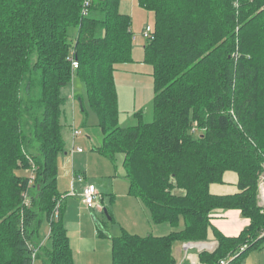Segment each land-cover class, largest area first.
I'll return each mask as SVG.
<instances>
[{
  "label": "trees",
  "instance_id": "16d2710c",
  "mask_svg": "<svg viewBox=\"0 0 264 264\" xmlns=\"http://www.w3.org/2000/svg\"><path fill=\"white\" fill-rule=\"evenodd\" d=\"M118 3L0 0V264H74L57 186L61 92L73 77L98 119L102 141L92 151L121 157L128 195L143 201L154 224L175 229L108 238L111 264H176L174 243L209 238L217 246L199 253V264H242L264 244V0H138L153 14V39L143 48L152 120L137 113L126 128L114 74L133 61V34ZM227 172L236 192L212 194ZM217 210H237L249 224L226 237L210 223ZM44 219L49 234L41 239ZM97 236L104 237L98 227Z\"/></svg>",
  "mask_w": 264,
  "mask_h": 264
},
{
  "label": "rangeland",
  "instance_id": "374dc122",
  "mask_svg": "<svg viewBox=\"0 0 264 264\" xmlns=\"http://www.w3.org/2000/svg\"><path fill=\"white\" fill-rule=\"evenodd\" d=\"M118 12L130 17V30L133 34V61L118 65L114 74L118 124L121 128H126L137 123L135 117L137 113L142 114L143 122L152 120L154 97L152 67L144 63L143 48L146 41L142 37V32L146 25L153 26V14L140 8L138 0H119ZM61 93L66 100L60 119L65 151L57 159L58 173L61 169L62 174L70 173L73 169L84 178L83 170L89 169V178L97 179L93 181L96 182L94 184L96 191L100 192L105 199L104 203L100 204L96 196L95 204L99 203L100 208L107 212L105 215L104 211L98 212L88 208L87 210L80 203H73L75 199L68 197L70 193L68 188L67 192L60 193L64 196L61 201L64 206L62 224L69 237L73 260L74 258L82 260V264H111V245L108 238L119 237L124 232L140 237L165 236L172 229L170 230V226L166 223L154 224L143 201L128 195L129 186L124 177L121 157L118 156L113 161L92 151L101 145L102 135L97 126L98 119L87 105L83 83L73 77ZM79 99L83 100L84 113ZM73 130L81 133L74 142ZM77 148H80L83 153L77 154ZM223 178L227 181L222 186V190L226 191L224 195L235 193V173L227 172ZM89 181L87 184L92 183ZM111 197L115 199L111 201L109 199ZM97 227L100 228L104 237H96ZM48 234L49 225L44 219L39 229V237L45 239ZM177 247L180 248L181 245L174 243L173 248ZM191 251L197 252L196 249ZM33 264H43V261L37 258ZM242 264H264V244L249 252Z\"/></svg>",
  "mask_w": 264,
  "mask_h": 264
},
{
  "label": "crops",
  "instance_id": "0c3cea01",
  "mask_svg": "<svg viewBox=\"0 0 264 264\" xmlns=\"http://www.w3.org/2000/svg\"><path fill=\"white\" fill-rule=\"evenodd\" d=\"M148 26V25H146ZM145 26V27H146ZM74 139L76 138H73V142H74ZM83 152L81 153H77V154H82ZM60 161V159H59ZM73 168V166H72ZM88 172H89V169H84L83 170V175H84V184H87L88 181H92V183H90V185L93 184V186L95 187V183L96 182H93L95 180H97L96 178H89L88 176ZM71 173H76L73 171L72 169V172H67L66 174H62V169L60 170V172L58 173V176H57V186H58V190L59 192H67L68 188L69 190L71 189ZM78 174V173H77ZM93 179V180H92ZM89 181V182H90ZM226 180H224V184H226ZM81 185H76L75 187V195L74 196H68L70 199H75L73 201V203H80L81 206L85 207L86 206L83 204V201L80 197V189H81ZM222 186L223 185H212L210 187V192L214 195H224V193L226 191H223L222 189ZM96 189V188H95ZM69 194V193H68ZM100 192L98 193V199L100 201V204L104 203V197L100 194ZM231 194V193H229ZM111 199V201H113L115 198L114 197H111L109 198ZM66 206V204H65ZM88 210V209H87ZM90 210H93V211H98V212H101V211H104L100 208V205L99 203H96L95 204V208L94 209H90ZM210 223L212 224V226L219 232L221 233L222 235L226 236V237H236L239 235V233L246 227L248 226L249 224V221L245 218H243L241 215H240V212L237 211V210H227V211H222V210H217V211H214L212 214H211V220H210ZM158 225H161V224H158ZM182 226V222L181 224L179 225V227ZM178 227V228H179ZM94 231H95V228H93ZM172 229V231H174L175 229H173L171 226H170V230ZM93 231V233H94ZM171 231V232H172ZM97 238H99L98 236H96ZM69 238V237H68ZM210 241H207V242H198V243H187V244H182V243H178L181 245L180 248H173L172 247V255L174 257V259L176 260V264H199V259H198V254L203 252V251H207V252H212L214 251V249L216 248L217 246V242L210 239ZM184 245H190V247L185 250V247ZM200 245H211V248L208 249L206 247H203V248H200L199 246ZM197 252H192L191 250H195ZM243 262V261H242ZM73 263L74 264H82V260H76L74 258L73 260ZM87 264V263H86Z\"/></svg>",
  "mask_w": 264,
  "mask_h": 264
},
{
  "label": "built area",
  "instance_id": "2783aa9c",
  "mask_svg": "<svg viewBox=\"0 0 264 264\" xmlns=\"http://www.w3.org/2000/svg\"><path fill=\"white\" fill-rule=\"evenodd\" d=\"M88 4L85 3L84 7H87ZM152 32L153 29L151 26H146L142 32V37L143 39H145L146 42L151 41L153 39L152 36ZM71 69L72 71H76L78 69V62L75 60H71ZM81 135V133L79 131L73 130L72 132V137L73 138H77ZM77 153H81L82 150L80 148L76 149ZM263 167H264V163H263ZM84 178L79 175V174H75L72 173V177H71V189H70V196H74L76 191H75V184L81 185V189H80V197L83 201V204L86 206V208L88 209H94L95 208V200H96V196H98V193L95 189V187L93 185L90 184H85L84 185ZM258 205L260 207H264V176L261 177V180L259 182V186H258ZM58 207V206H57ZM57 210L55 211V216H57ZM261 237H264V232L262 233ZM185 250H187L190 245H184ZM244 248H242L240 251H243ZM235 258V255L230 256L229 260H232ZM227 260L221 261L219 264H227Z\"/></svg>",
  "mask_w": 264,
  "mask_h": 264
},
{
  "label": "bare ground",
  "instance_id": "6f19581e",
  "mask_svg": "<svg viewBox=\"0 0 264 264\" xmlns=\"http://www.w3.org/2000/svg\"><path fill=\"white\" fill-rule=\"evenodd\" d=\"M199 247L200 248L206 247V248L210 249L211 248V245H200Z\"/></svg>",
  "mask_w": 264,
  "mask_h": 264
},
{
  "label": "water",
  "instance_id": "95a60500",
  "mask_svg": "<svg viewBox=\"0 0 264 264\" xmlns=\"http://www.w3.org/2000/svg\"><path fill=\"white\" fill-rule=\"evenodd\" d=\"M104 213H105V215H107V212H106V210H104Z\"/></svg>",
  "mask_w": 264,
  "mask_h": 264
}]
</instances>
